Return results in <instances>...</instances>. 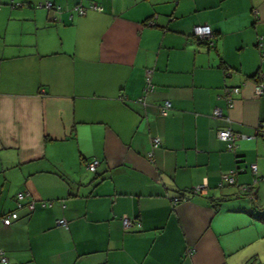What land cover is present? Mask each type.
I'll list each match as a JSON object with an SVG mask.
<instances>
[{
  "label": "crops",
  "instance_id": "0c3cea01",
  "mask_svg": "<svg viewBox=\"0 0 264 264\" xmlns=\"http://www.w3.org/2000/svg\"><path fill=\"white\" fill-rule=\"evenodd\" d=\"M44 1L0 0L5 264H264V0Z\"/></svg>",
  "mask_w": 264,
  "mask_h": 264
},
{
  "label": "built area",
  "instance_id": "2783aa9c",
  "mask_svg": "<svg viewBox=\"0 0 264 264\" xmlns=\"http://www.w3.org/2000/svg\"><path fill=\"white\" fill-rule=\"evenodd\" d=\"M38 6H44L46 8H54L51 4V2L49 1H45V2H41L38 4ZM90 7H95L94 5H91ZM77 9V11L79 13H84V10L86 9V7H84L83 5H77L75 7ZM192 34L199 38V39H208L212 36V30L210 28V26L208 24H196L193 26L192 28ZM260 45V44H259ZM152 89V84L150 82V78L149 76H146V84H145V91H149ZM264 89L263 83L262 82H256L255 85V93L256 94H260L262 92V90ZM225 98L227 100V104L228 106L232 105V98H231V94L232 93H237L239 91V87L238 86H231V87H226L225 90ZM170 108V102L169 101H165L163 103V105L160 108V112L161 114H166L167 109ZM212 114L216 117H224L222 110L219 107L214 108ZM262 133L264 134V128L261 129ZM217 136L220 140H223L226 142L227 145V149L232 150L235 146V141L237 140V138L239 137H246L245 135H243L242 133L239 132H235L233 131L231 128L226 127V128H221L217 131ZM158 138H154L153 139V145H157L158 144ZM97 159H93L90 162L87 163V168L90 170H94L97 166ZM251 169L255 172L256 171V167L254 164H251ZM236 173V170H231L228 173H223L221 175V183H232L233 180V175ZM241 191L244 190H248V186H242L240 187ZM26 196V194L23 191H19L16 194V199L17 200H21ZM179 200L178 197L173 198L174 202H177ZM17 213L15 211H11L7 214H4L1 217V220L4 224H10L14 219L17 218ZM133 218H129L128 216H123L122 217V224L124 228H127L128 226H130L132 223H134ZM58 223L61 226H66V221L64 219H59ZM0 262L2 264H5L6 261V257L1 256L0 257Z\"/></svg>",
  "mask_w": 264,
  "mask_h": 264
},
{
  "label": "trees",
  "instance_id": "16d2710c",
  "mask_svg": "<svg viewBox=\"0 0 264 264\" xmlns=\"http://www.w3.org/2000/svg\"><path fill=\"white\" fill-rule=\"evenodd\" d=\"M46 2L47 1H49V2H51V4H52V6L54 7V8H52L51 10L54 12V13H56V12H58V11H60L61 10V7L59 6V5H56V4H54L52 1H50V0H45ZM44 1V2H45ZM39 3H41V2H38L37 3V6H38V4ZM77 5H82V4H75L74 6H73V8L72 9H74L75 11H77V9L75 8ZM39 7H43V8H46V7H44V6H39ZM85 7V6H84ZM47 10H50V8H46ZM88 9H95V10H99L100 8L96 5L95 7H90V6H86V9L84 10V13H79L78 11H77V13L78 14H85L86 12H87V10ZM52 19H56V17H52ZM145 84H146V78H145ZM93 159H96V158H91V159H88V160H86L85 161V168L88 170V171H90V172H95V169L94 170H90V169H88L87 168V163L88 162H90L91 160H93ZM97 161H98V163H97V165L99 164V160L97 159ZM97 167V166H96Z\"/></svg>",
  "mask_w": 264,
  "mask_h": 264
}]
</instances>
